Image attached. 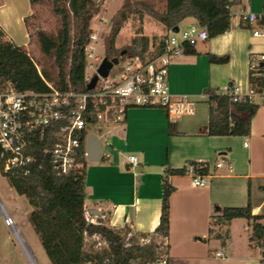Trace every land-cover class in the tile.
<instances>
[{
	"label": "crops",
	"instance_id": "crops-1",
	"mask_svg": "<svg viewBox=\"0 0 264 264\" xmlns=\"http://www.w3.org/2000/svg\"><path fill=\"white\" fill-rule=\"evenodd\" d=\"M229 1L231 15H239L229 30L170 59V92L193 100L192 113L172 122L161 108H128L123 119L105 123L101 142L106 148L85 168V217L112 228L127 225L147 235L159 222L165 168H179L188 161L207 162L202 186L193 185L189 173L169 177L174 189L168 202L167 264H264L261 249L249 242L250 229L244 219L235 218L223 226L228 232L224 242L208 232L210 218L219 214L216 206L239 207L249 202L252 214H264V101L253 102L257 108L248 135L205 132L208 90L235 86L247 94L249 72L256 69L252 64L261 54L251 51V40L258 37L253 35L256 25L239 23L241 16L264 13V0ZM161 2L165 7V0ZM142 21L147 35L144 17ZM164 33L163 28L159 35ZM210 55H226L227 60L212 62ZM233 111L237 117L245 115ZM129 155L137 157V164L128 160ZM220 159L224 162L216 166ZM89 207L99 208L103 215L88 217L85 209ZM239 219L244 222L240 224ZM216 251L223 256H216Z\"/></svg>",
	"mask_w": 264,
	"mask_h": 264
},
{
	"label": "trees",
	"instance_id": "trees-1",
	"mask_svg": "<svg viewBox=\"0 0 264 264\" xmlns=\"http://www.w3.org/2000/svg\"><path fill=\"white\" fill-rule=\"evenodd\" d=\"M39 0H29L35 5ZM102 0H68V10L59 0H52V9L60 18V30L54 42L44 31L37 32L41 51L52 52L56 68L57 83L61 90L82 92L86 90L84 66L85 46L92 32L90 20L99 12ZM131 2L125 1L113 16L109 34L104 40V56L108 59L122 55L158 54L162 50L166 33L151 39L143 33L142 18L149 15L168 32L184 19L192 18L197 25L206 28L208 37L224 33L230 28L229 0H165L161 11L151 6L137 10L140 24L125 48L115 45V38L128 19ZM135 12V11H132ZM245 16L240 17L239 26L249 27ZM245 24V25H244ZM150 46L152 49H150ZM188 48V47H187ZM210 61L223 63L227 56L210 55ZM249 88L254 93L264 86V64L251 70ZM0 83H9L18 91H46L33 59L8 38L0 27ZM207 135L249 134L251 118L257 105L249 102H233L220 89L208 90ZM244 112L237 117L235 112ZM67 174H57L45 164L27 177H11L10 181L18 193L24 194L31 206L28 221L39 236L46 256L51 264H145L167 255L168 202L173 191L169 181L172 175H184L188 168L195 174L208 172L203 161H188L182 167H166L162 176V195L159 222L152 233L140 234L129 226L112 228L100 221L92 223L84 214L85 168L87 162ZM219 212L210 218L209 235L224 242L228 237L223 228L232 219L241 218L249 226V242L260 249L264 247V214H252L249 202L239 207H215ZM264 262V258H262Z\"/></svg>",
	"mask_w": 264,
	"mask_h": 264
},
{
	"label": "built area",
	"instance_id": "built-area-1",
	"mask_svg": "<svg viewBox=\"0 0 264 264\" xmlns=\"http://www.w3.org/2000/svg\"><path fill=\"white\" fill-rule=\"evenodd\" d=\"M247 20L256 25L253 35H264V13L246 14ZM97 33L91 32L85 46V87L102 58L95 52ZM208 38L206 28L191 24L173 32L170 29L162 50L158 54L119 55L105 77L97 74L94 86L82 92L61 90L59 84H50L39 72L46 84V91H18L9 83H0V167L11 177H27L43 165L51 166L57 174H67L83 165L86 157V138L92 133L100 140L104 137L99 123H109L124 118L133 106L161 108L170 121L191 114L194 101L187 95H172L168 84V66L173 56L186 52ZM264 62V53L258 54L252 68ZM36 66V64H35ZM37 68V67H36ZM88 71H92L89 73ZM233 102L253 103L264 101V86L260 92L241 94L235 86L220 89ZM128 160L137 164V157ZM224 162L220 159L216 166ZM193 185L205 183L203 175L188 168ZM0 215L11 229L29 264H35L32 254L16 230L14 220L0 203ZM89 217V216H88ZM87 219V218H86ZM88 220V219H87ZM97 223L93 220H88ZM264 258V247L261 248ZM216 256H223L220 251ZM168 254L145 264H167Z\"/></svg>",
	"mask_w": 264,
	"mask_h": 264
},
{
	"label": "rangeland",
	"instance_id": "rangeland-1",
	"mask_svg": "<svg viewBox=\"0 0 264 264\" xmlns=\"http://www.w3.org/2000/svg\"><path fill=\"white\" fill-rule=\"evenodd\" d=\"M125 1L131 2L130 7H128L130 15L122 24V28L115 38V45L118 48H125L138 28L140 19L138 18L139 13L137 10L143 11V8L147 6H151L157 11L164 9L162 0H102L99 4V12L90 20L92 32L97 33L95 52L101 58L104 57L103 44L110 32L113 16L123 6ZM59 2L64 9L68 10V0H59ZM143 12L145 13V11ZM143 17L146 20L143 24L144 32L150 36L149 38L153 36L159 37V34L163 32V27L149 15L144 14ZM238 19V14H232L230 16V23L234 25ZM193 21L192 18H186L178 27L180 30H183L190 26ZM0 27L8 38L12 39L21 50L26 51L33 59L43 78L50 84L56 85L57 72L53 63L52 52L43 53L36 37L37 32L42 30L54 42L57 40L60 30V18L53 12L52 0H39L35 5L30 4L29 0H0ZM250 29H252V26ZM251 49V51L257 54L264 53V35H259L257 38L251 40ZM88 72L91 73L92 71ZM98 126H101L102 130L106 129L104 122L99 123ZM102 147L104 150L106 144L103 143ZM0 203L14 220L15 228L32 254L34 263L51 264L45 254L39 236L28 221V215L32 209L31 206L27 202L25 195L15 190L10 179L2 173L1 167ZM238 222L242 224L244 221L239 219ZM0 264H29L11 229L4 223L1 215Z\"/></svg>",
	"mask_w": 264,
	"mask_h": 264
},
{
	"label": "water",
	"instance_id": "water-1",
	"mask_svg": "<svg viewBox=\"0 0 264 264\" xmlns=\"http://www.w3.org/2000/svg\"><path fill=\"white\" fill-rule=\"evenodd\" d=\"M178 30V26H174L172 28L173 32H176ZM125 53V50H122L119 55H122ZM118 62V56H114L110 59L107 57H103L101 62L99 63V66L97 68V74L105 77L108 73V70L112 67L113 64H116ZM97 74H94L91 78V80L86 85L87 89H90L94 86L96 80H97ZM102 149V142L101 140L96 137L94 134L90 133L88 134L86 138V157L89 162H95L99 159L100 153ZM85 213L89 217H96L99 218L103 215V212L97 208V207H89L85 209ZM200 239L199 237H197Z\"/></svg>",
	"mask_w": 264,
	"mask_h": 264
}]
</instances>
